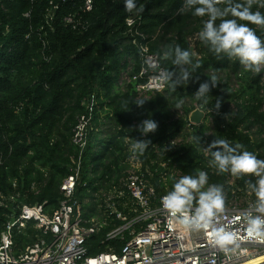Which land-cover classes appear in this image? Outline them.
Wrapping results in <instances>:
<instances>
[{"label": "trees", "instance_id": "trees-1", "mask_svg": "<svg viewBox=\"0 0 264 264\" xmlns=\"http://www.w3.org/2000/svg\"><path fill=\"white\" fill-rule=\"evenodd\" d=\"M135 2L137 8L145 6L142 13L126 12L124 0H94L90 11H85L84 0H0V244L18 207L42 206L50 216L59 209L61 185L79 160L75 198L80 215L99 226L86 240L88 256L120 253L129 235L108 240L122 223L105 213L103 195L124 190L135 139L151 141L143 154H134L141 163L139 172L156 192L153 204L181 176L197 170L208 173L209 184L223 186L225 207L237 201L236 192L245 197L251 192L247 182L254 177L218 173L205 149L213 139H227L264 159V70L245 71L238 60L211 52L198 36L207 17L181 12L184 0ZM252 11L264 14L257 4ZM128 19L136 20L131 27ZM250 27L264 39V28ZM177 45L201 65L189 83L176 90L165 85L161 92H139L146 84L138 77L145 66L141 48L158 56L163 69L175 70L163 54ZM213 76L218 84L207 102L197 100L199 83ZM93 96L94 119L81 153L73 143L74 129ZM187 98L205 111L202 124L189 122L195 107L182 105L183 115H176V105ZM140 100H145L143 106L136 104ZM148 118L158 129L144 136L136 126ZM116 201L124 214L136 215L128 198ZM42 236L30 222L15 236V252Z\"/></svg>", "mask_w": 264, "mask_h": 264}, {"label": "built area", "instance_id": "built-area-1", "mask_svg": "<svg viewBox=\"0 0 264 264\" xmlns=\"http://www.w3.org/2000/svg\"><path fill=\"white\" fill-rule=\"evenodd\" d=\"M84 1L85 11L92 10L94 0ZM67 20L72 22L71 18ZM135 21L128 19V26ZM141 51L145 66L138 77L146 79V84L138 88L139 92L163 91L165 84L156 79L158 69L149 67L155 62L162 68L158 56L149 54L147 48L142 47ZM94 110L93 96L87 114L79 118L74 129L73 143L81 153L87 145ZM131 165L123 182L124 190L103 195L105 213L122 223L108 235V240L123 239L125 233L129 235L120 253L88 256L86 240L99 230V226L83 220L80 215L81 204L75 198L80 173L78 160L61 185L63 200L52 216L45 214L42 206H23L18 207V214L14 212L9 217L1 234L0 264H264V237L247 233L245 217L252 210L255 199L243 207L231 202L224 213L216 217L213 227L234 232L237 237L235 244L222 248L213 242L211 228L194 230L179 225L161 205L165 194L158 198V204H153L157 199L156 192L139 172L141 163L134 153L131 154ZM247 194L252 195L249 191ZM121 198L132 202L131 212L135 216L129 217L119 210L116 199ZM11 200L14 202L15 198ZM30 222L42 230L43 236L16 253L15 236L23 233Z\"/></svg>", "mask_w": 264, "mask_h": 264}, {"label": "clouds", "instance_id": "clouds-1", "mask_svg": "<svg viewBox=\"0 0 264 264\" xmlns=\"http://www.w3.org/2000/svg\"><path fill=\"white\" fill-rule=\"evenodd\" d=\"M254 4L264 8V0H184L180 11L192 10L197 17H207L198 36L218 58L226 56L230 60H238L245 71L259 74L264 70V39L250 25L264 28V14L252 11ZM124 7L129 13H142L145 10L144 5L137 8L135 0H124ZM163 55L165 59H172L175 70L159 68L155 62L150 63L149 67L158 69L156 79L172 90L187 85L193 73L201 66L199 61L193 63L190 51L178 45L168 47ZM217 84L215 76L199 83L194 93L195 98L204 99L206 103L209 92ZM144 101L140 100L136 104L143 106ZM180 106L179 103L176 105L177 108ZM216 107H220L219 99ZM157 129L158 123L151 118L136 126V130L144 136ZM194 139L200 142V138ZM150 143V140L135 139L131 150L133 153L143 154ZM205 150L211 155L210 165L218 173H230L237 178H255L254 181L247 182L248 189L255 196L252 210L245 217L247 233L249 236L264 237V159L257 158L250 151H241V145L233 146L227 139H213ZM161 205L186 229L207 231L211 228L213 242L220 247L235 244L237 237L234 232L213 227L216 217L225 211V195L222 185L209 184L207 172L197 170L195 175L181 176L174 182L171 190L162 196Z\"/></svg>", "mask_w": 264, "mask_h": 264}, {"label": "rangeland", "instance_id": "rangeland-1", "mask_svg": "<svg viewBox=\"0 0 264 264\" xmlns=\"http://www.w3.org/2000/svg\"><path fill=\"white\" fill-rule=\"evenodd\" d=\"M232 85L233 86H236V83L235 82H232ZM262 86H263V88H264V78H263V81H262ZM263 91H264V89H263ZM182 105H184L186 108H189V107H195V109H196V103L195 102H193L190 98H187V99H185L184 101H183V103L181 104V106ZM179 107L177 110H176V115H178V116H181V115H183V113H184V108H182V107ZM200 109V108H199ZM204 111V110H203ZM205 119H206V116H205V118H204V121H205ZM203 121V122H204ZM207 123H209V122H207ZM171 173H174L173 171H171ZM96 174H97V172H96ZM164 174V173H163ZM175 175L176 176H178V177H180V173L179 172H175ZM164 176V175H163ZM245 194V193H244ZM236 196H238V199H237V203H234V204H237V207H243V206H246L247 204H249L251 201H252V198H251V196H249V195H247V197H245V196H243V194H241L240 192H236V194H235Z\"/></svg>", "mask_w": 264, "mask_h": 264}, {"label": "water", "instance_id": "water-1", "mask_svg": "<svg viewBox=\"0 0 264 264\" xmlns=\"http://www.w3.org/2000/svg\"><path fill=\"white\" fill-rule=\"evenodd\" d=\"M205 116H206L205 111H203L202 109L196 108L190 113L189 122L192 125H200L203 123Z\"/></svg>", "mask_w": 264, "mask_h": 264}, {"label": "crops", "instance_id": "crops-1", "mask_svg": "<svg viewBox=\"0 0 264 264\" xmlns=\"http://www.w3.org/2000/svg\"><path fill=\"white\" fill-rule=\"evenodd\" d=\"M106 129H107L106 127H103L101 130H102V131H105ZM105 132H106V131H105Z\"/></svg>", "mask_w": 264, "mask_h": 264}]
</instances>
